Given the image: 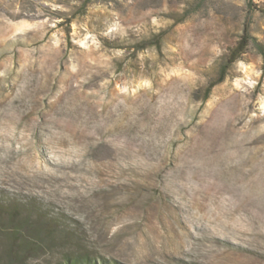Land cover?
Instances as JSON below:
<instances>
[{"label": "rangeland", "instance_id": "rangeland-1", "mask_svg": "<svg viewBox=\"0 0 264 264\" xmlns=\"http://www.w3.org/2000/svg\"><path fill=\"white\" fill-rule=\"evenodd\" d=\"M0 200L25 264H264V0H0Z\"/></svg>", "mask_w": 264, "mask_h": 264}, {"label": "trees", "instance_id": "trees-1", "mask_svg": "<svg viewBox=\"0 0 264 264\" xmlns=\"http://www.w3.org/2000/svg\"><path fill=\"white\" fill-rule=\"evenodd\" d=\"M255 8L254 4H251ZM163 33H158L154 37L155 43L159 44ZM255 37L251 33V26L247 23L243 28L240 39L228 49L219 67V76L216 81L210 82L204 89L203 101H206L213 88L223 82L229 70L240 61L247 52L251 43L255 42ZM21 206L18 202H6L0 200V237L5 238L4 249L1 256L3 264H25L29 259L35 257L42 251L43 239L41 235H27L24 230L32 227L31 218L22 215ZM40 224V223H39ZM41 225V224H40ZM34 229V228H33ZM35 233H46L45 238H50L51 231L36 225ZM0 238V240H1ZM51 239H49L50 241ZM51 242V241H50ZM57 264H127L118 259H111L102 255H94L87 251L73 252L65 254Z\"/></svg>", "mask_w": 264, "mask_h": 264}]
</instances>
